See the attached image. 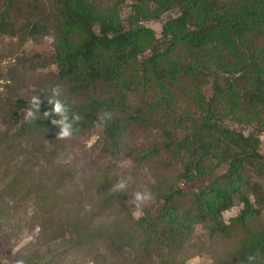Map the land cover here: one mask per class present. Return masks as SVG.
Segmentation results:
<instances>
[{
  "label": "trees",
  "instance_id": "trees-1",
  "mask_svg": "<svg viewBox=\"0 0 264 264\" xmlns=\"http://www.w3.org/2000/svg\"><path fill=\"white\" fill-rule=\"evenodd\" d=\"M0 1V38L52 36L54 55L42 66H56L59 87L58 97L0 96V121L18 126L19 137L101 127L102 148L104 139L150 171L162 201L156 215L144 211L124 232L113 227L110 241L97 222L117 206L120 193L111 192L83 220L66 210L70 221L48 230L50 242L42 245L47 232L38 227L36 249L22 264H65L71 255L98 254L103 243L110 255L133 252L123 264H172L180 254L210 247L191 244L197 228L209 243L237 234L214 264H264V227L255 224L264 210V0H136L125 19L127 0H46L47 7L36 0ZM174 10L160 38L144 25ZM34 58L25 70H36ZM12 73L8 80L16 82L21 73ZM21 111L28 113L24 122ZM148 132L149 141L142 138ZM221 166L225 172L214 176ZM25 172L15 174L0 198L25 188L22 201L25 209L32 206L33 221L58 195ZM211 177L198 192L179 186ZM235 203L242 208L227 224L222 214ZM10 211L0 201V238L7 246L13 230L2 227ZM72 230L74 238L67 237ZM49 246L57 249L41 253Z\"/></svg>",
  "mask_w": 264,
  "mask_h": 264
},
{
  "label": "rangeland",
  "instance_id": "rangeland-1",
  "mask_svg": "<svg viewBox=\"0 0 264 264\" xmlns=\"http://www.w3.org/2000/svg\"><path fill=\"white\" fill-rule=\"evenodd\" d=\"M41 2L45 7L48 6L46 0H36L38 7ZM135 2L136 0H127L121 6L123 19L127 17L130 6ZM175 13L176 10L168 12L159 20L145 22L144 25L155 33L156 38H160L164 22L173 18ZM35 55L38 58H34L32 63L36 70H25L30 58ZM53 55L52 36H38L25 41L19 38H0V75L4 76L0 80V96L4 100L39 98L51 94L58 97L56 66L53 64L42 66V62L51 61ZM147 55L148 53L142 55L140 60ZM15 69L20 71L21 75H16V82H13L8 79ZM130 101L135 105L138 99L132 96ZM27 116V111H21L20 122H24ZM17 127L12 122L0 121V192L7 188L15 174L26 171L25 173H30L33 181H43L46 187L58 196L49 199L45 212H38L36 220L29 221L33 212L32 206L29 204L25 209V201H22L25 188L15 187L13 190L3 191L0 201L12 207V211L9 212L11 216L3 223L2 229L13 231H10L12 233L10 246L0 238V264H22L24 258L32 257L36 249L37 241L34 239L37 237L38 227L46 229L47 235L43 239V244L41 243L44 245L52 239L48 230L57 229L70 221L65 214L66 210L74 211L78 215L77 219L83 220L88 217L89 212H94L98 203L111 192L120 193L121 200L116 207L103 213L102 218L97 222L103 225L106 240L110 241V231L114 230L112 228L116 225H119V233H122L131 226V220H137L144 211L150 210L152 215L159 212L162 201L156 198L158 185L154 182L153 174L131 164L123 154L104 143V139L102 148L101 127H91L77 133L58 128L26 137H19L16 134ZM65 133L66 135H63ZM2 134L7 137L1 136ZM151 135L152 133L148 132V135L142 138L149 141ZM260 142V149L264 154V133L260 137ZM225 170L226 166L219 167L214 176L221 175ZM168 177L161 175L160 178L164 180ZM211 180L212 177L197 178L187 185L180 183L179 186L190 192H198ZM137 195L144 196L145 199L137 201ZM241 208L240 204L235 203L234 207L224 212L222 214L224 222L228 224L230 219L239 214ZM58 210L61 211L60 214L57 213ZM42 216L48 219V224H43ZM255 224L264 227V210ZM16 234L18 236L15 237ZM67 237L74 238V231L72 230ZM236 242L237 234L233 240H217L209 243L206 231L197 228L191 244L203 245L202 247L208 244L210 247L205 250H195L190 255L180 254L177 260H172L174 262L171 263L214 264V261L223 258ZM106 244L103 243L98 254L68 256L65 264H123L125 259L128 260L133 255L130 249H123L121 257L118 254L110 255L105 251ZM55 245L59 243L55 242ZM56 249L55 246H49V250L45 249L41 253H50Z\"/></svg>",
  "mask_w": 264,
  "mask_h": 264
},
{
  "label": "clouds",
  "instance_id": "clouds-1",
  "mask_svg": "<svg viewBox=\"0 0 264 264\" xmlns=\"http://www.w3.org/2000/svg\"><path fill=\"white\" fill-rule=\"evenodd\" d=\"M63 135H66V133L63 134ZM144 199H145V197L144 196H141V195H137V197H136V200L137 201H143Z\"/></svg>",
  "mask_w": 264,
  "mask_h": 264
}]
</instances>
